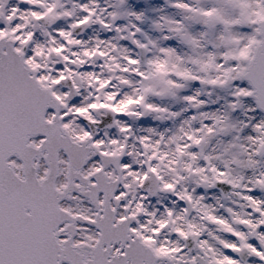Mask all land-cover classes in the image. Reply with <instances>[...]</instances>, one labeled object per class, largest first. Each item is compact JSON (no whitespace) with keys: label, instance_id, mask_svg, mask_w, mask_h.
<instances>
[{"label":"snow or ice","instance_id":"snow-or-ice-1","mask_svg":"<svg viewBox=\"0 0 264 264\" xmlns=\"http://www.w3.org/2000/svg\"><path fill=\"white\" fill-rule=\"evenodd\" d=\"M0 264H264V0H0Z\"/></svg>","mask_w":264,"mask_h":264}]
</instances>
